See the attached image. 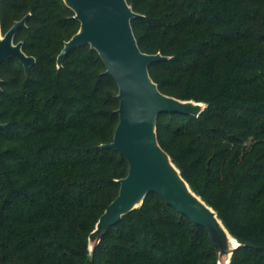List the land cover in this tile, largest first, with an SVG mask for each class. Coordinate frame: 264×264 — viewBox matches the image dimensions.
<instances>
[{
	"label": "trees",
	"instance_id": "trees-1",
	"mask_svg": "<svg viewBox=\"0 0 264 264\" xmlns=\"http://www.w3.org/2000/svg\"><path fill=\"white\" fill-rule=\"evenodd\" d=\"M165 94L203 101L198 115L160 113L159 144L241 243L231 264H264V0H127ZM35 57L0 64V264H217L207 231L149 193L87 239L128 163L101 144L118 122L114 78L84 44L56 57L79 26L63 0H0L5 32Z\"/></svg>",
	"mask_w": 264,
	"mask_h": 264
},
{
	"label": "water",
	"instance_id": "water-1",
	"mask_svg": "<svg viewBox=\"0 0 264 264\" xmlns=\"http://www.w3.org/2000/svg\"><path fill=\"white\" fill-rule=\"evenodd\" d=\"M79 22L78 29L64 41L56 57L59 67L73 48L88 44L100 56L105 74L117 84L118 122L112 140L101 144L118 150L128 163L125 176L117 179L119 189L107 204L88 234L89 254L109 227L134 208L149 193H157L164 202L202 226L208 233L217 256L225 255L231 264L233 250L241 243L227 229L217 211L198 195L182 176L169 153L157 139L156 122L160 113H181L198 116L206 102L181 99L165 94L152 79L148 66L168 56L160 52L142 51L133 32L131 20L141 14L127 0H63ZM29 13L2 32L0 26V64L15 58L24 71L35 63L26 54L21 41H14L18 30L25 27ZM3 79L0 77V93ZM2 124H0L1 127Z\"/></svg>",
	"mask_w": 264,
	"mask_h": 264
},
{
	"label": "rangeland",
	"instance_id": "rangeland-1",
	"mask_svg": "<svg viewBox=\"0 0 264 264\" xmlns=\"http://www.w3.org/2000/svg\"><path fill=\"white\" fill-rule=\"evenodd\" d=\"M217 258L219 259V262L221 264H226L227 261H225V260H227V257L225 255H223V254L219 255V256H217Z\"/></svg>",
	"mask_w": 264,
	"mask_h": 264
},
{
	"label": "bare ground",
	"instance_id": "bare-ground-1",
	"mask_svg": "<svg viewBox=\"0 0 264 264\" xmlns=\"http://www.w3.org/2000/svg\"><path fill=\"white\" fill-rule=\"evenodd\" d=\"M225 261H227V260H225Z\"/></svg>",
	"mask_w": 264,
	"mask_h": 264
}]
</instances>
